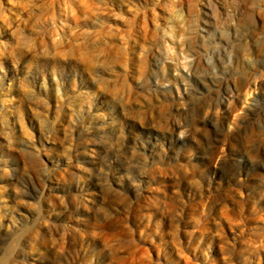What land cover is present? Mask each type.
<instances>
[{"label":"rangeland","instance_id":"1","mask_svg":"<svg viewBox=\"0 0 264 264\" xmlns=\"http://www.w3.org/2000/svg\"><path fill=\"white\" fill-rule=\"evenodd\" d=\"M0 264H264V0H0Z\"/></svg>","mask_w":264,"mask_h":264}]
</instances>
